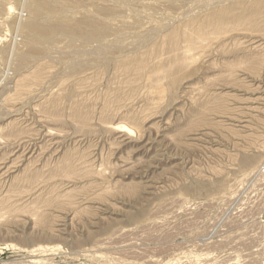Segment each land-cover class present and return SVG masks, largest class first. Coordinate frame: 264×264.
I'll use <instances>...</instances> for the list:
<instances>
[{
    "label": "rangeland",
    "instance_id": "rangeland-1",
    "mask_svg": "<svg viewBox=\"0 0 264 264\" xmlns=\"http://www.w3.org/2000/svg\"><path fill=\"white\" fill-rule=\"evenodd\" d=\"M41 1L0 87V264H264V0Z\"/></svg>",
    "mask_w": 264,
    "mask_h": 264
},
{
    "label": "bare ground",
    "instance_id": "bare-ground-1",
    "mask_svg": "<svg viewBox=\"0 0 264 264\" xmlns=\"http://www.w3.org/2000/svg\"><path fill=\"white\" fill-rule=\"evenodd\" d=\"M13 5H14V3H13ZM29 6H31V10L34 12V17L27 19L24 16H25V12ZM43 9H44V4L42 3L41 0H18L17 5H16V10L14 9L15 10V12H14L15 18H14L12 30L10 33L11 41L9 44V48L7 49L8 51H7V56H6V60H5V65H4V68H3L2 73L0 75V87L2 84H4L3 81L5 80V78L8 74V71L11 69L15 58L19 56V54L16 53V47H17L18 37H19L20 33L22 32V30L25 29V31L28 33L39 34L41 37H46L48 35H52V33L49 30L40 28L36 23L35 16L38 15L41 11H43ZM5 10H6V15L9 14V12L12 10L11 3L8 4V6L6 7ZM229 13H230L229 10H224L222 12V15H224L225 17H221L219 19V26L220 27L223 26L224 20L229 15ZM237 20L238 21H236V23H240V24L241 23H243V24L248 23L247 19L243 18V17H239V18H237ZM254 22H256V21H254ZM101 32L104 33L105 30L101 31ZM203 35H204V33H203ZM95 36L99 38L100 33L95 34ZM187 41H188V44L195 46V43L197 42V36H194V35L190 36V34H189L187 36ZM23 58H24V54H21L20 59H23ZM135 61L139 62V63L141 62L138 59H136ZM167 77H168V75H167Z\"/></svg>",
    "mask_w": 264,
    "mask_h": 264
}]
</instances>
